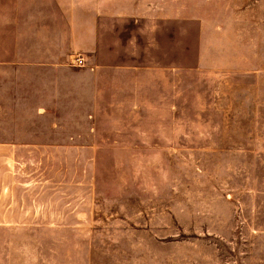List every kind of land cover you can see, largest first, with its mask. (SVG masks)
I'll return each instance as SVG.
<instances>
[{"label":"rangeland","instance_id":"rangeland-1","mask_svg":"<svg viewBox=\"0 0 264 264\" xmlns=\"http://www.w3.org/2000/svg\"><path fill=\"white\" fill-rule=\"evenodd\" d=\"M168 2L202 3L222 44L208 61L231 70L186 88L162 127L10 152L0 264H264V0Z\"/></svg>","mask_w":264,"mask_h":264},{"label":"crops","instance_id":"crops-1","mask_svg":"<svg viewBox=\"0 0 264 264\" xmlns=\"http://www.w3.org/2000/svg\"><path fill=\"white\" fill-rule=\"evenodd\" d=\"M201 4L0 0V230L10 152L98 150L136 120L162 127L186 88L231 70L208 61L222 44Z\"/></svg>","mask_w":264,"mask_h":264},{"label":"built area","instance_id":"built-area-1","mask_svg":"<svg viewBox=\"0 0 264 264\" xmlns=\"http://www.w3.org/2000/svg\"><path fill=\"white\" fill-rule=\"evenodd\" d=\"M75 66H83V59L81 58H76L75 59Z\"/></svg>","mask_w":264,"mask_h":264}]
</instances>
